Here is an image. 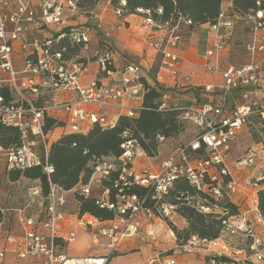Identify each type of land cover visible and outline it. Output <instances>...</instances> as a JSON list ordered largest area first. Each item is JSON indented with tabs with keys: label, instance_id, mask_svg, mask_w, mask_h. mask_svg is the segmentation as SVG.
Wrapping results in <instances>:
<instances>
[{
	"label": "built area",
	"instance_id": "1",
	"mask_svg": "<svg viewBox=\"0 0 264 264\" xmlns=\"http://www.w3.org/2000/svg\"><path fill=\"white\" fill-rule=\"evenodd\" d=\"M227 1L230 0L222 1L218 16L207 24L212 44L205 54V70L220 74L223 83L219 87L208 85L204 91L209 94L218 92L220 100L217 103L208 101L199 105L189 102L177 106L182 112V119L193 123L197 129L193 139L168 154L157 166L134 170L135 157L144 151L140 143L129 138V133L125 131L122 154L105 157L98 162L88 183L80 188L79 193L85 197L92 196L93 189L97 188V203L115 213L117 219L99 229L102 235L110 238L109 246L113 251L121 240L139 234L137 218L141 213L148 217L158 214L174 219L177 206L168 202L159 203V200L180 179H187L197 191L208 193L215 200L241 191L236 171L230 167L226 154L251 117L260 115L264 127V106L254 98L264 87V60L235 66L219 59L229 44L235 23L230 7L225 4ZM106 6L111 7L116 16H126V0H120L118 6H114L112 0H106ZM0 7V121L17 128L21 138L18 146L4 148L0 145V157L4 159L5 171L40 167L49 181L46 194L40 186L32 189V194L44 202L43 217L22 215L19 219L22 233L9 232L0 236V260L3 261L7 252L11 251L22 260L42 257L43 264H111V253L70 256L60 246L61 242L72 240L76 231H70L66 237L58 233V222L65 220L68 209V191L51 181L54 167L50 162V130L45 129L46 117L56 118L59 112H68L71 114L70 131L85 132L96 122L112 124L120 114L136 116L141 109L145 89L142 67L138 63H129L119 69L120 79L116 85L93 80L83 87L79 77L93 61L98 63L104 74L116 72L108 68L114 63L115 49L112 55L100 54L97 51L98 40L94 38V35L107 38L110 32L104 29L106 20L102 11L94 10L88 14L80 7L79 0H37V3L34 0H0ZM137 11L148 14L144 16L145 25L160 32L158 36L147 39L148 46L161 58L160 67L173 76H180L191 86V78L180 73V56L176 48L183 39L182 27H187L192 21L183 16L161 21L153 18L149 10L138 8ZM158 12L161 14L163 9L159 8ZM84 17H89V21L71 23V19ZM240 18L253 24L254 33L264 28L262 9ZM123 25L113 26L112 29L120 30ZM52 26H61L62 29L50 35ZM45 29L50 30L48 36ZM62 40L81 46L83 53L74 58L65 57L57 47ZM92 46L95 60L87 53ZM247 47L253 54L263 52L264 41L253 39ZM14 54L25 56V67L20 72L15 70ZM210 57L216 59L210 60ZM18 74L22 76L21 84L17 82ZM237 90L242 101L231 108L229 94ZM168 97V94L163 95L164 99ZM84 104L98 106L99 110L83 109ZM107 109H116V114L110 115ZM159 138L164 140V137ZM256 158L254 150L241 163L251 168ZM117 170L120 173L111 180V185H103V181L109 180L112 172ZM133 184L149 189L152 197L157 199L154 207L146 205L147 196L127 193L126 190ZM247 185L257 186L252 178ZM252 203V207L245 212L240 209L238 215L228 213L221 222L217 237L192 235L177 245L185 253L204 256L206 264H264V215L258 207L257 198ZM199 209L208 212L212 207L199 202ZM1 212L0 224L4 220ZM75 220L76 225L94 226L84 219ZM164 253L168 252H155L138 263L124 264H176L175 258L166 259Z\"/></svg>",
	"mask_w": 264,
	"mask_h": 264
},
{
	"label": "trees",
	"instance_id": "2",
	"mask_svg": "<svg viewBox=\"0 0 264 264\" xmlns=\"http://www.w3.org/2000/svg\"><path fill=\"white\" fill-rule=\"evenodd\" d=\"M103 0H79V5L88 14L96 10V5ZM120 0H112L114 6H118ZM223 0H126L125 15L139 14L137 9L149 10L153 18L161 21L177 19L183 16L192 21L186 28L188 31L197 30L201 25L213 22L220 12ZM230 14L233 18L244 17L246 14L257 10H264V0H230ZM162 8L160 14L158 9ZM147 16L148 14H141ZM57 35V34H56ZM58 49L64 52L65 57L74 58L83 53L81 46L72 44L68 40H62L57 45ZM97 51L106 56L114 51V47L104 38H100L97 44ZM95 56L92 59L95 60ZM108 68L116 70L114 63L109 64ZM104 73L103 71H101ZM145 89L142 97L141 109L134 117L120 114L110 125L93 123L85 132L63 133L57 140L50 144V162L54 167L51 174V181L63 190L71 191L79 185L88 183L92 176L95 165L105 157H118L123 150L121 144L126 137L124 132L129 133V138L136 139L144 153L154 157L159 152L160 138H176L184 130L185 121L182 119V112L178 105L186 102L167 103L163 98L168 94V88L160 86L157 82L153 83L142 76ZM183 92L176 90L175 95L192 93L198 101L203 87H182ZM182 98V97H180ZM178 100V99H177ZM169 102V101H168ZM262 124V118L257 115ZM64 121L54 117H46V131L55 126L64 125ZM263 126V125H262ZM264 128V127H263ZM21 144L20 132L12 125L0 121V145L4 148L18 146ZM260 148L264 152L263 140ZM254 150V149H253ZM257 160V158H256ZM255 165L251 168H254ZM9 179L15 181L22 176L30 179L39 180L43 194L49 188L48 176L40 167H29L24 170L14 169L5 171ZM120 171H113L110 179L104 180L103 185L110 186L111 180L118 177ZM257 184L258 207L264 215V172L252 177ZM80 187L74 191L79 202L80 214L89 213L100 220L114 219L115 213L108 208H102L97 199L93 196L85 197L81 195ZM128 194H136L139 197H146V205L154 207L157 199L152 197L148 188L133 184L126 190ZM113 195V194H112ZM115 197V196H114ZM113 197V198H114ZM168 202L175 204L176 212L182 216L188 226L178 229L173 225L172 229L177 235V244L187 240L192 235L206 238H215L220 233L221 222L228 213L238 215L240 206L233 200L230 194H225L221 200H215L205 192H199L187 180L180 179L174 183L169 192L159 200V203ZM199 202H203L212 207L208 212L199 209Z\"/></svg>",
	"mask_w": 264,
	"mask_h": 264
},
{
	"label": "crops",
	"instance_id": "3",
	"mask_svg": "<svg viewBox=\"0 0 264 264\" xmlns=\"http://www.w3.org/2000/svg\"><path fill=\"white\" fill-rule=\"evenodd\" d=\"M225 4H227L229 7L232 5L230 1H227ZM95 9L103 12L106 20L105 24L108 23L111 29H109L110 32L107 38L102 35H97V36L94 35V38L96 40H99L101 37H105L113 45L115 49V53L113 54V60H114V65L117 69L115 70L116 72H114L112 75H107L102 73L98 63L93 61V63L96 64L97 66L95 72L96 78L94 80H100L107 85H116L118 83V80L120 79L119 69H121L122 67H124L129 63H138L141 65L143 75H145L147 79L149 80L151 79L150 71L155 67L156 81H158V83H160L163 87L166 88H174L175 84H177L179 86L178 87L179 91L183 92L184 88L180 86L185 87L188 84L185 81H183L180 76H173L167 70L162 69L160 67V61H161L160 56L157 54V52L154 49L148 46L147 39L158 36L160 32H156L152 30L147 25L145 26L144 22L142 21L143 15L128 14L123 17H118L114 14V11L111 7L106 6V0H103L99 4H97ZM80 20L83 22H88L89 17H84ZM241 23H245L247 26L251 27L252 29L253 26L252 23H249L248 21H246V19L235 17V23H234V28L232 30L231 39L234 38L236 34L235 32L237 26ZM120 24H124L120 30L112 29L113 26H118ZM211 36L212 35L208 25L207 24L201 25L197 30L189 31V32L187 31V35L185 36V38L182 39L181 43L176 48V51L180 56V67H179L180 73L181 75H189V77L191 78L190 83L192 87L204 88L208 85H214L215 87H219L222 85L221 82H223V80L220 74L208 73L205 70V63L207 60V58H205V54L208 51V49H210V46L212 44ZM253 39L256 40V42L264 41V31L259 30L256 33H254L252 29V40ZM231 51H232V46L231 43H229L226 49L223 51V53H221L219 59L226 64H232L229 60V53ZM209 59L215 60L216 58L210 57ZM262 60H264V58L259 59L257 61L259 62ZM248 63L251 62H246L245 64ZM202 91L203 92H201L199 97L203 95L206 98L208 97L209 101H213V102L218 98L220 100V94L218 92L214 94H209L206 93L204 90ZM181 92H179V94L177 95H182V97L188 99L189 102H195L196 98L194 95H192L191 92L187 94L185 93L180 94ZM254 96L260 102L264 98L263 88L259 90L257 95ZM234 97H235V93H231V97H229V101H228L230 107H231V103H234L236 105L241 103L242 101L241 99L235 100ZM179 98L180 97L177 96V99ZM87 109L91 110V108H87ZM113 110H114V114H116V109ZM70 115L68 112L65 111L59 112L56 116V119L64 121L65 124L61 126H56L53 132L58 127H65L69 123ZM69 132L71 131L70 130L61 131L59 136L53 139L50 142V144L53 141L57 140L63 133H69ZM254 150L257 153L256 166L254 168H246L242 163L237 164L236 168H234L237 174L238 181L241 184L242 192L235 194L232 197L233 200L240 206V209L242 204H245L248 201H252L254 200V198H258L257 187L254 188L247 185V181L249 179H251L253 176L260 174L261 171L264 172V152L261 148L258 147H256ZM80 186L81 185L77 186L71 191H68L67 196L70 192H74ZM94 189L97 190V188ZM241 195H243V198ZM93 197H96V195H93ZM248 207L249 206H247V209ZM21 216L22 214L18 216L17 227L15 228L14 231H12V233H16V234L22 233V227L19 221ZM42 217H43L42 212L39 213L38 216H36V218H42ZM141 218L151 219V217H148L145 213H142ZM3 219H4L3 222L0 224V236L5 233L11 232L4 228L3 225L6 220V217H4ZM64 219H65L64 222L61 221L58 229L59 235L66 237L70 231L72 230L76 231V236L72 240L68 242L60 243L61 248H63L65 252H67L70 256H84V255H93V254L100 255V254L111 253L112 255L111 261L114 264H124V263H138L142 260L148 259L150 256L154 254L151 251V248L149 246L143 245L144 243L142 242L141 238H138L137 236L126 237L125 239L121 240L119 245H117V248L113 251L109 246L110 238L102 235L99 232V229L101 227L110 224V222L113 219L100 220L99 218L89 213L80 214L79 207L76 208V210L74 211H70L69 197H68V209ZM75 219H90L89 221L87 220L86 221L93 223L94 226H89L90 230H88L87 228L88 226L76 225ZM154 219H161V218L155 216ZM183 221H184L183 223L184 226L181 228H184L187 225L185 219ZM141 230L142 229L140 227V231ZM95 231H97L98 233H95ZM92 246H98V247L92 249ZM170 250H173V247H171ZM92 252H98V253H92ZM195 256L197 255L195 254ZM186 257H188V260L184 261L185 264H195L190 261L193 256L185 255V258ZM0 264H43V258L39 257L36 259L29 258L26 260H22L19 259L15 253L8 251L3 261L0 260Z\"/></svg>",
	"mask_w": 264,
	"mask_h": 264
},
{
	"label": "rangeland",
	"instance_id": "4",
	"mask_svg": "<svg viewBox=\"0 0 264 264\" xmlns=\"http://www.w3.org/2000/svg\"><path fill=\"white\" fill-rule=\"evenodd\" d=\"M34 2L37 3V0H35ZM142 21L144 22L143 16H142ZM76 22H83V21L79 19H76V20L71 19V23H76ZM104 28L107 31L110 29V26L108 25V23L104 25ZM61 29H62L61 26H52L50 29L51 30L50 35H53L54 31L57 32ZM50 30L45 29V34H47V36L49 35ZM261 30L264 31V28H262ZM187 31L188 29L185 26H183L182 27L183 38H185V36L187 35ZM235 33L236 34L234 38L229 40V43H231V46H232V51L229 53V60L233 65L240 66V65L245 64L246 62H258L257 60L264 58V52H261V53L257 52L253 54L248 50L247 45L252 40L251 27L247 26L245 23H241L237 26ZM93 47L94 46H92V49L88 50L87 52L90 58H92V55H93V51H94ZM262 63H263V73H264V62ZM14 66L17 72L22 71L25 67V56L23 55L18 56L17 54H14ZM96 68H97L96 64L92 62L81 73L79 77V82L83 87H86L91 81H93L96 78L95 77ZM208 73H211V72H208ZM16 78H17L18 84H21L22 76L18 74ZM150 78H151L150 79L151 82L158 83V81H156V68L155 67L151 69L150 71ZM160 86L162 85L160 84ZM178 87L179 86L175 84L174 88H168L166 90L167 93L171 94V96L167 98V103H174V102L183 103V102L188 101V99L183 98L182 95L174 94V92L179 89ZM180 87H183V86H180ZM263 92H264V87H263ZM233 93H235V97H234L235 100L241 99L239 90L234 91ZM253 95L254 93L252 94V96ZM177 96L182 97V98H179L178 100H176ZM229 97H231V93L229 94ZM208 99H209L208 97L206 98L205 96L202 95L201 97H199L198 100L200 103L204 104L209 101ZM218 101H219V98L216 99L214 103H217ZM260 102H259L260 104L264 105V98ZM234 106L235 104L231 103V108H233ZM82 108L83 109L91 108L93 110H96L97 112L99 110L98 106L87 105V104L82 105ZM107 112L110 115L114 114L113 109H107ZM51 130L50 131L52 133L50 132L48 135L49 145L53 139L59 136L61 131L63 130L69 131L70 125L68 123L65 127H58L54 132H53L54 128ZM196 133H197V129L194 126V124L191 122L185 121L184 130L178 137L166 138L160 141L159 152L156 156L152 158L146 155L143 151H142L143 153H139L133 161V165H132L133 169L142 170L144 168H153L154 166H157L162 161V159L166 157L168 154L174 152L179 146L191 141ZM263 139H264V128L260 122V119L257 116H253L244 125L238 138L236 139L235 142L232 143V145L230 146V150L226 154L228 156L230 167L232 169L236 168V165L241 163V161L245 159L246 155L254 151L253 149H255L256 147L260 148L261 146L260 143L262 142ZM39 143H41L40 140H39ZM4 163H5L4 159L1 156L0 157V210H2L1 212L2 219L6 217V220L3 225L4 228L11 231L12 233V231H14L15 228L17 227V223H18L17 220L20 214L24 216H35L36 217L38 216L39 213H41L44 210V202L39 197H35L32 194V189L35 186H38L40 184L39 180L30 179L25 176H22L19 179L13 181L9 179V175L5 172ZM240 192H242V190ZM98 193H99L98 189L97 190L94 189L92 196L97 195ZM241 196L243 198V195ZM68 197H69V210L70 211L76 210V208H78L80 204L77 201L74 192H70L68 194ZM252 205H253L252 201H248L245 204L241 205V210L245 212L247 210V206L251 208ZM155 216H158L161 219H154ZM155 216L151 217V219H142L141 218L142 213H141L139 217L137 218V222L139 223V226L142 229L139 232V234H137V237L141 238L142 242L144 243L143 245L149 246L153 253L161 252V251L168 252V253H164L163 257L166 259L171 258V257L175 258L176 264H185L184 261L188 260V257L185 258V255L193 256L190 261L195 264H199V263L206 264L204 256H195V254H192V253H185L183 249L177 245V242H178L177 235L173 231L172 227L173 225H175L178 229H183L181 228L184 226L183 225L184 219L182 216H180L178 213L175 214L174 219H165L164 217L158 214ZM84 220L89 221L90 219H84ZM61 221L64 222V220H60L58 222V229H59ZM117 222H120V221H117ZM186 224H187L186 225L187 227L188 226L187 221H186ZM89 226L90 225H88L87 227L88 230H90ZM95 233H98V232L95 231ZM97 247L98 246H92V249L97 248ZM171 247H173V250H170ZM92 253H98V252H92ZM111 264H114V263L111 261Z\"/></svg>",
	"mask_w": 264,
	"mask_h": 264
}]
</instances>
